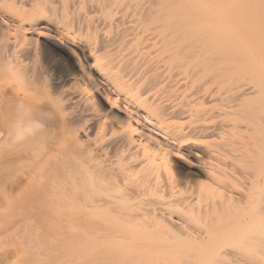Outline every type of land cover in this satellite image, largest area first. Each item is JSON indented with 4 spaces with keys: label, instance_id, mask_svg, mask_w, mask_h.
I'll return each instance as SVG.
<instances>
[{
    "label": "bare ground",
    "instance_id": "6f19581e",
    "mask_svg": "<svg viewBox=\"0 0 264 264\" xmlns=\"http://www.w3.org/2000/svg\"><path fill=\"white\" fill-rule=\"evenodd\" d=\"M0 264H264V0H0Z\"/></svg>",
    "mask_w": 264,
    "mask_h": 264
},
{
    "label": "clouds",
    "instance_id": "9594fccd",
    "mask_svg": "<svg viewBox=\"0 0 264 264\" xmlns=\"http://www.w3.org/2000/svg\"><path fill=\"white\" fill-rule=\"evenodd\" d=\"M17 107L21 113H26L28 111L27 107L23 103H20ZM39 128L40 125L35 123H28L21 126H14L13 128L14 140L16 142H21L26 139L33 138L36 136Z\"/></svg>",
    "mask_w": 264,
    "mask_h": 264
},
{
    "label": "rangeland",
    "instance_id": "374dc122",
    "mask_svg": "<svg viewBox=\"0 0 264 264\" xmlns=\"http://www.w3.org/2000/svg\"><path fill=\"white\" fill-rule=\"evenodd\" d=\"M252 169H253V171H254L255 174H257V172H258V173L261 172V167H260V166H256V168H252ZM258 175H259V174H258ZM258 178H259L260 180L263 181V177H259V176H258ZM193 182H195V183L193 184V188H194V190H195V188L197 187L196 183H200V182H204V183H206V181L203 179L202 176L197 177L196 179H194ZM194 195H195V193H194Z\"/></svg>",
    "mask_w": 264,
    "mask_h": 264
},
{
    "label": "snow or ice",
    "instance_id": "6c2138e0",
    "mask_svg": "<svg viewBox=\"0 0 264 264\" xmlns=\"http://www.w3.org/2000/svg\"><path fill=\"white\" fill-rule=\"evenodd\" d=\"M68 55L71 56V53H69Z\"/></svg>",
    "mask_w": 264,
    "mask_h": 264
}]
</instances>
